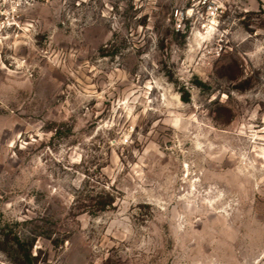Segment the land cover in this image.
<instances>
[{
	"label": "rangeland",
	"instance_id": "374dc122",
	"mask_svg": "<svg viewBox=\"0 0 264 264\" xmlns=\"http://www.w3.org/2000/svg\"><path fill=\"white\" fill-rule=\"evenodd\" d=\"M49 0L0 37V264H264V0ZM186 12L177 30L173 11Z\"/></svg>",
	"mask_w": 264,
	"mask_h": 264
},
{
	"label": "built area",
	"instance_id": "2783aa9c",
	"mask_svg": "<svg viewBox=\"0 0 264 264\" xmlns=\"http://www.w3.org/2000/svg\"><path fill=\"white\" fill-rule=\"evenodd\" d=\"M49 0H0V37L4 34L17 32L22 30V18L36 4L48 2ZM203 4L207 8L209 20L205 24L206 27L216 26L219 17L223 14V6L217 0H203ZM186 12L181 8H175L173 11L174 25L179 30L184 27Z\"/></svg>",
	"mask_w": 264,
	"mask_h": 264
},
{
	"label": "trees",
	"instance_id": "16d2710c",
	"mask_svg": "<svg viewBox=\"0 0 264 264\" xmlns=\"http://www.w3.org/2000/svg\"><path fill=\"white\" fill-rule=\"evenodd\" d=\"M16 241L18 244V253L20 258H24L27 260L30 264H33L35 257L32 255V252L30 251L29 248H26L24 245V241H21V239L17 236Z\"/></svg>",
	"mask_w": 264,
	"mask_h": 264
}]
</instances>
